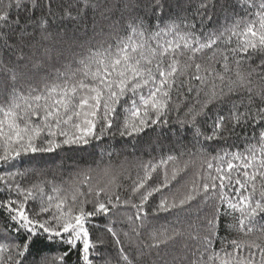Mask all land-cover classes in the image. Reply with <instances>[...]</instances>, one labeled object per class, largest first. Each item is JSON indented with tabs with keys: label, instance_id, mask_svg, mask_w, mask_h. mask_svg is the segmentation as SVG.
Here are the masks:
<instances>
[{
	"label": "snow or ice",
	"instance_id": "snow-or-ice-1",
	"mask_svg": "<svg viewBox=\"0 0 264 264\" xmlns=\"http://www.w3.org/2000/svg\"><path fill=\"white\" fill-rule=\"evenodd\" d=\"M0 219V264H264V0H0Z\"/></svg>",
	"mask_w": 264,
	"mask_h": 264
},
{
	"label": "trees",
	"instance_id": "trees-1",
	"mask_svg": "<svg viewBox=\"0 0 264 264\" xmlns=\"http://www.w3.org/2000/svg\"><path fill=\"white\" fill-rule=\"evenodd\" d=\"M4 221L3 219H0V225H3ZM75 259V257H73V260Z\"/></svg>",
	"mask_w": 264,
	"mask_h": 264
}]
</instances>
